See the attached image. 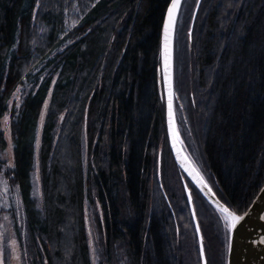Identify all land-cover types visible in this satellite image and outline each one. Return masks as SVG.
Instances as JSON below:
<instances>
[{
  "label": "trees",
  "instance_id": "trees-1",
  "mask_svg": "<svg viewBox=\"0 0 264 264\" xmlns=\"http://www.w3.org/2000/svg\"><path fill=\"white\" fill-rule=\"evenodd\" d=\"M169 3L0 0V159L10 112L14 167L6 175L24 206V264H94L87 200L101 209L97 264H202L185 184L207 264H227L224 215L169 143L161 64ZM196 3L182 0L177 17L174 106L186 152L218 197L243 213L264 184V0H202L190 39ZM24 84L20 107L10 109ZM50 93L40 204L33 173Z\"/></svg>",
  "mask_w": 264,
  "mask_h": 264
},
{
  "label": "water",
  "instance_id": "water-1",
  "mask_svg": "<svg viewBox=\"0 0 264 264\" xmlns=\"http://www.w3.org/2000/svg\"><path fill=\"white\" fill-rule=\"evenodd\" d=\"M181 2L182 0H178V6L173 10L172 20L170 22L169 10L173 5V0H170V3L165 12L161 33V64L169 143L173 156L180 168L199 189L203 196L221 212L218 205L227 204L218 197V195L214 192L208 182L201 175L196 165L193 163L190 156L179 141L178 132L176 129L174 108V36ZM201 3L202 0H197L192 17L191 27L189 30L190 39L192 38V29ZM166 26L168 30L167 35L169 37V52L167 59L165 55ZM169 84H171V89L169 88ZM201 177L203 179H201ZM185 188L197 229L201 252V236H203V233L196 215L191 189L187 184H185ZM228 208L231 211L235 212L237 216L242 217V219L235 223L234 228H230L227 264H264V184L245 212L238 213L231 207L228 206ZM229 221L230 223L233 222L231 217L229 218ZM201 258L202 264H204L205 259L207 260L206 252L204 249V238Z\"/></svg>",
  "mask_w": 264,
  "mask_h": 264
},
{
  "label": "rangeland",
  "instance_id": "rangeland-1",
  "mask_svg": "<svg viewBox=\"0 0 264 264\" xmlns=\"http://www.w3.org/2000/svg\"><path fill=\"white\" fill-rule=\"evenodd\" d=\"M28 87H29L28 84H24L17 88V90L14 92L10 100V109L20 107V104L28 90ZM50 96L51 93L44 104L42 116L40 119V127H39L38 141H37L36 166L33 173V194L37 198L40 204L42 203L43 194H42V186H41L39 150L41 144L42 126L50 104V99H51ZM180 113L181 112L178 109L177 110L175 109L176 129L178 132L179 141L181 142V144L185 149L186 145L183 135V131L185 129L184 127H182L181 125L182 123L178 122ZM182 122L184 126H187L189 123L187 120H184ZM2 129L5 133V137L7 140V147L4 150L2 157L0 159V264H24L23 249L20 244V239L18 238L19 231L22 233L23 236L25 235L26 232L25 231L26 216H25L24 206L18 188L14 186L12 187L10 185L8 177L6 175V169L14 167L10 112H8L2 119ZM191 156L190 158L193 161L195 155L193 154ZM85 212H86V225H87V232H88L89 244L91 249V256L93 263L97 264L99 259V255H98L99 234H98L97 216H99V214L101 213L99 203L96 201L94 202V204H92L89 200H87ZM224 223L226 229L230 230V228L227 226L228 224H230V221L229 220L226 221L224 219ZM204 242L206 243L205 240Z\"/></svg>",
  "mask_w": 264,
  "mask_h": 264
},
{
  "label": "snow or ice",
  "instance_id": "snow-or-ice-1",
  "mask_svg": "<svg viewBox=\"0 0 264 264\" xmlns=\"http://www.w3.org/2000/svg\"><path fill=\"white\" fill-rule=\"evenodd\" d=\"M178 6V0H173V5H172V8H170L169 10V20L171 22L172 20V12L173 10ZM167 26H166V29H165V32H166V36H165V55H166V59H167V56H168V52H169V37L167 35ZM169 88L171 89V84H169ZM201 179H203L201 177ZM218 207H220V210L221 212L224 213V219L227 221L229 220V218L231 217L233 222L228 224L227 226L229 228H234L235 227V223L238 222L240 219H242V217L240 216H237L235 212L231 211L227 205H218ZM201 252H203V236H201ZM204 264H207V260L205 259V262Z\"/></svg>",
  "mask_w": 264,
  "mask_h": 264
}]
</instances>
